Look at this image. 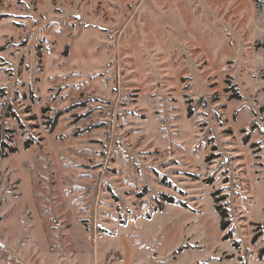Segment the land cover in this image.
Listing matches in <instances>:
<instances>
[{"label": "rangeland", "instance_id": "1", "mask_svg": "<svg viewBox=\"0 0 264 264\" xmlns=\"http://www.w3.org/2000/svg\"><path fill=\"white\" fill-rule=\"evenodd\" d=\"M263 74L264 0H0V264H264Z\"/></svg>", "mask_w": 264, "mask_h": 264}, {"label": "trees", "instance_id": "2", "mask_svg": "<svg viewBox=\"0 0 264 264\" xmlns=\"http://www.w3.org/2000/svg\"><path fill=\"white\" fill-rule=\"evenodd\" d=\"M262 77L264 78V74L262 75ZM236 97H233V98H237V95H235ZM26 148L28 147V144L25 145ZM5 148L8 150V152H4ZM11 153V154H14V153H17V149L14 148V147H11L9 145H7L5 142H3L1 139H0V157L2 158H6L8 156V154ZM220 200H223V198L221 199H216V203H215V210L217 211L218 215L220 216V227L222 230H225L229 223H228V214H227V211L225 209H223V207L221 206H218V202ZM171 201V200H169ZM264 252V250L262 251Z\"/></svg>", "mask_w": 264, "mask_h": 264}]
</instances>
